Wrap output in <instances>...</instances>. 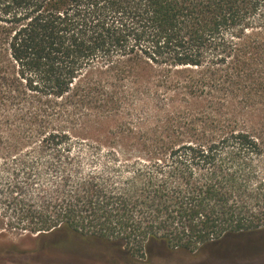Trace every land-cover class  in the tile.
I'll return each mask as SVG.
<instances>
[{
    "label": "trees",
    "instance_id": "16d2710c",
    "mask_svg": "<svg viewBox=\"0 0 264 264\" xmlns=\"http://www.w3.org/2000/svg\"><path fill=\"white\" fill-rule=\"evenodd\" d=\"M1 141L101 162L36 198L38 236L194 251L261 229L264 0H0Z\"/></svg>",
    "mask_w": 264,
    "mask_h": 264
},
{
    "label": "rangeland",
    "instance_id": "374dc122",
    "mask_svg": "<svg viewBox=\"0 0 264 264\" xmlns=\"http://www.w3.org/2000/svg\"><path fill=\"white\" fill-rule=\"evenodd\" d=\"M36 147L8 149L0 143V264H264V223L256 231L223 237L194 251L162 241L136 251L95 236H38L30 229L36 198L60 183L66 167L84 173L101 162L92 161L86 148L75 149L77 159L71 167L52 159L51 151L39 154ZM9 194L15 199L7 198Z\"/></svg>",
    "mask_w": 264,
    "mask_h": 264
}]
</instances>
